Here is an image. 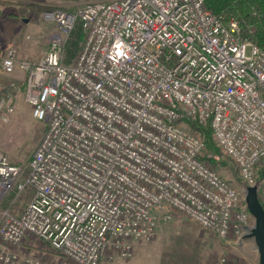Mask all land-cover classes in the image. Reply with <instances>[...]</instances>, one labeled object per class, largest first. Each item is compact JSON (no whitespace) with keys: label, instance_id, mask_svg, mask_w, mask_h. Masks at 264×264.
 Masks as SVG:
<instances>
[{"label":"built area","instance_id":"obj_1","mask_svg":"<svg viewBox=\"0 0 264 264\" xmlns=\"http://www.w3.org/2000/svg\"><path fill=\"white\" fill-rule=\"evenodd\" d=\"M44 17L59 30L42 58L0 53L5 72L26 71L25 98L46 123L27 171L0 150V264H44L21 253L28 236L76 264H99L107 248L126 257L175 213L245 237L244 193L190 127L210 125L264 207V50L241 19L205 0H83ZM78 19L84 38L66 62Z\"/></svg>","mask_w":264,"mask_h":264},{"label":"rangeland","instance_id":"obj_2","mask_svg":"<svg viewBox=\"0 0 264 264\" xmlns=\"http://www.w3.org/2000/svg\"><path fill=\"white\" fill-rule=\"evenodd\" d=\"M82 1L0 0V53L15 47L20 59L38 61L45 55L59 30L54 20L44 17L45 11L59 8L75 11ZM78 22L81 21L76 20L74 27ZM68 57L70 54L65 48L64 60ZM22 80L10 82L9 78L0 79V150L6 152L11 160L22 164L27 171L30 157L46 130V123L33 116L32 106L25 98ZM2 102L10 103L13 111L7 112L1 106ZM218 148V160L215 164L208 160L210 165L244 193V182L236 165ZM206 154L212 155L207 148ZM24 243L62 256L33 236H28ZM142 246L145 249L137 253V247ZM141 254V260L146 264H260L253 238L219 237L183 213H175L171 219L160 218L155 235L149 240H134L129 256H121L116 250L107 248L99 264L103 261L108 264L127 261Z\"/></svg>","mask_w":264,"mask_h":264},{"label":"trees","instance_id":"obj_3","mask_svg":"<svg viewBox=\"0 0 264 264\" xmlns=\"http://www.w3.org/2000/svg\"><path fill=\"white\" fill-rule=\"evenodd\" d=\"M207 7L216 15L224 18L238 17L241 19L244 36L255 42L264 50V0H205ZM84 38V29L81 22L73 28L70 38L66 43V50L70 57L66 62L72 61L77 54L80 43ZM193 131L203 132L206 148L212 155L208 157L211 163L218 160L219 148L215 144L210 125H201L198 122H191ZM264 167L261 169L260 177L263 176ZM30 198L29 193H24L21 200L25 202Z\"/></svg>","mask_w":264,"mask_h":264},{"label":"crops","instance_id":"obj_4","mask_svg":"<svg viewBox=\"0 0 264 264\" xmlns=\"http://www.w3.org/2000/svg\"><path fill=\"white\" fill-rule=\"evenodd\" d=\"M1 77L9 78L10 82L17 81V80L20 81L23 79L22 80L23 87L25 88V82L27 78L26 71L17 69L12 73H7L3 70L2 63L0 60V79ZM25 244L26 243H23L19 247L21 253L39 258L40 260L43 261L44 264H71V262L66 257L52 254L51 252L46 251V250L35 249V248L28 246V244L27 245ZM144 249H145L144 246L137 247L136 251L138 253L139 251H143ZM141 258H142V254L139 256L135 255L134 258L128 259L127 261H122V262H117V263L111 262V264H146L145 262L141 260ZM101 264H108V262L103 261Z\"/></svg>","mask_w":264,"mask_h":264},{"label":"water","instance_id":"obj_5","mask_svg":"<svg viewBox=\"0 0 264 264\" xmlns=\"http://www.w3.org/2000/svg\"><path fill=\"white\" fill-rule=\"evenodd\" d=\"M244 196L248 209L255 219L253 227L245 237L255 240L259 252V263L264 264V207L260 200L257 186H246Z\"/></svg>","mask_w":264,"mask_h":264}]
</instances>
